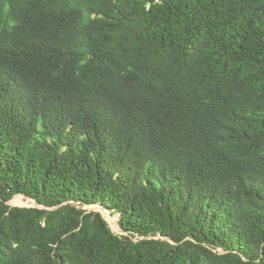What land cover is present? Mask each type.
Instances as JSON below:
<instances>
[{
    "label": "trees",
    "instance_id": "16d2710c",
    "mask_svg": "<svg viewBox=\"0 0 264 264\" xmlns=\"http://www.w3.org/2000/svg\"><path fill=\"white\" fill-rule=\"evenodd\" d=\"M0 264H264V0H0Z\"/></svg>",
    "mask_w": 264,
    "mask_h": 264
},
{
    "label": "rangeland",
    "instance_id": "374dc122",
    "mask_svg": "<svg viewBox=\"0 0 264 264\" xmlns=\"http://www.w3.org/2000/svg\"><path fill=\"white\" fill-rule=\"evenodd\" d=\"M12 205H18V206H36L35 201H33V199L31 200L30 198L26 197L22 194H18L16 195L12 201H11ZM85 209L92 211V210H96V211H101L104 216L107 218V220L109 221L111 227L113 228V230L121 235H127V232H124L120 225H119V216L118 215H113L111 211L109 210H103L102 208H100L98 206V204H91V205H85L83 206ZM104 208V207H103ZM111 217H114V221H111Z\"/></svg>",
    "mask_w": 264,
    "mask_h": 264
},
{
    "label": "water",
    "instance_id": "95a60500",
    "mask_svg": "<svg viewBox=\"0 0 264 264\" xmlns=\"http://www.w3.org/2000/svg\"><path fill=\"white\" fill-rule=\"evenodd\" d=\"M35 201V200H34ZM35 203H36V206H39V204L35 201Z\"/></svg>",
    "mask_w": 264,
    "mask_h": 264
}]
</instances>
